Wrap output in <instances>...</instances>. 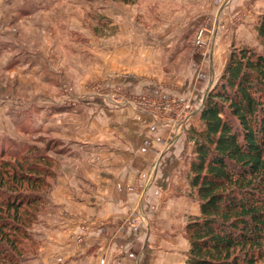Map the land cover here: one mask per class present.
Instances as JSON below:
<instances>
[{
    "label": "crops",
    "instance_id": "1",
    "mask_svg": "<svg viewBox=\"0 0 264 264\" xmlns=\"http://www.w3.org/2000/svg\"><path fill=\"white\" fill-rule=\"evenodd\" d=\"M47 1L35 6L23 0L4 3L6 10L17 16H29L63 0ZM69 1L74 6H82L86 12L97 10L115 27L109 37L111 50L108 52L116 64L113 68L122 60L131 66L134 58L140 59L143 65L152 58H172L184 51L182 41L187 45L191 35V31L177 35V31L169 37H157L153 34L154 22L141 23L130 17L131 11L125 3ZM164 1L175 3L177 0ZM227 8L230 19L245 9L254 10L235 21L233 29L234 42L245 40L246 36L254 39V24L264 12V0H231ZM157 19H163L160 25L167 26L168 19L164 20L161 15ZM178 25L181 24L171 26L176 30ZM96 36L93 37L98 43L96 53L103 52L105 35ZM2 47L1 53L8 52ZM189 77L181 90L155 82V89H148V93L147 82L142 83L141 89L138 85L129 88L120 84L118 78H112L110 86L127 94L143 91L156 96L183 93L186 89L194 92L197 98L193 102L200 106L204 97H200L201 91L209 89V72L206 67L192 68ZM111 104L107 99H97L94 113L89 112L87 104H81L79 132L66 131L68 126L65 127L64 136L70 139L71 146L63 155L66 160L59 167L48 194V220L38 233L39 251L22 264H186L189 243L184 227L189 216L199 213L198 202L185 193L191 159L189 149L179 136L177 143H170V134L154 124L149 115L134 112L130 105L115 108ZM132 218L138 222L132 223ZM145 219L150 220L149 224Z\"/></svg>",
    "mask_w": 264,
    "mask_h": 264
},
{
    "label": "rangeland",
    "instance_id": "2",
    "mask_svg": "<svg viewBox=\"0 0 264 264\" xmlns=\"http://www.w3.org/2000/svg\"><path fill=\"white\" fill-rule=\"evenodd\" d=\"M23 1L31 2L34 6L48 2ZM107 1L123 3L104 0ZM178 1L164 3V0H136L132 3L134 6L128 4L126 8L135 20L141 23L154 22L152 29L157 37H169L177 34V31V35H181L182 31H191L187 45L182 41L183 36H180L184 51L166 60L152 58L144 61L147 62L144 65L139 62L140 59L134 58L136 64L126 66L129 64L122 60L113 68L116 64L108 52L111 50L109 37L115 27L106 18L101 21L97 10L86 12L82 6H74L71 1L63 0L54 7L38 11L36 15L17 16L6 10L5 0H0V40L3 42L0 45L8 51L0 52V143L3 142V148L13 150L19 146H34L48 154L52 170L58 162L61 166L66 160L63 155L71 146L70 139L64 136L65 127L68 126L66 131L79 132L80 105L87 104L89 112L92 110L94 113L96 100L102 98L115 108L130 105L129 108L134 112L149 115L154 124L167 130L170 143L175 144L179 137L182 138L191 154V143L184 141L186 129L189 126L200 127L196 112L201 108L205 94L219 77L231 45L256 48H261V45L256 32L255 40L246 36L245 40L234 42L235 21L247 17L254 10L245 9L230 19L227 6L231 0H182L181 4ZM249 5L251 8L252 4ZM159 15L164 20L168 19L167 26L160 25L163 19H157ZM174 23L181 25L174 30L171 26ZM102 34L105 35V50L96 53L98 43L93 37ZM32 48L35 51L29 53L28 50ZM166 50L165 55L168 54ZM221 64L223 66L219 73ZM203 67L209 72V89L201 91L200 97H204L200 106L193 102L197 98L194 92L186 89H183V93L168 92L166 96L148 94V89H155V82L181 90L188 83L192 68ZM112 78H118L120 84L129 88L138 85L141 89L142 83L147 82L149 85L145 87H148V93L141 91L136 95L127 94L124 90L110 86ZM45 180H49L47 176ZM186 190L188 195L189 187ZM48 194L39 222L30 231L38 243L37 253L40 245L38 233L48 220ZM131 221L136 224L138 219L132 218Z\"/></svg>",
    "mask_w": 264,
    "mask_h": 264
},
{
    "label": "trees",
    "instance_id": "3",
    "mask_svg": "<svg viewBox=\"0 0 264 264\" xmlns=\"http://www.w3.org/2000/svg\"><path fill=\"white\" fill-rule=\"evenodd\" d=\"M254 29L261 48L231 45L205 94L200 127L186 129L188 196L199 205L184 227L186 264H264V12ZM49 158L34 146L0 143V264L37 253L30 231L60 166L52 170Z\"/></svg>",
    "mask_w": 264,
    "mask_h": 264
}]
</instances>
